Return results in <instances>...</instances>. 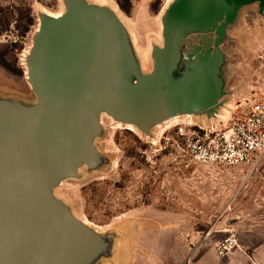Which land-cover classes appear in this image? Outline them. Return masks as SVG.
Segmentation results:
<instances>
[{
	"label": "water",
	"instance_id": "obj_1",
	"mask_svg": "<svg viewBox=\"0 0 264 264\" xmlns=\"http://www.w3.org/2000/svg\"><path fill=\"white\" fill-rule=\"evenodd\" d=\"M61 2L59 15L38 14L24 57L34 102L0 97V264H97L111 255L113 236L76 217L55 190L103 165L102 117L146 137L175 117H217L234 88L223 44L242 9L264 15V0H167L160 44L138 47L150 64L143 72L117 11L98 0ZM236 87L248 91L241 109L264 94V75ZM118 228L120 247L129 223Z\"/></svg>",
	"mask_w": 264,
	"mask_h": 264
},
{
	"label": "rangeland",
	"instance_id": "obj_2",
	"mask_svg": "<svg viewBox=\"0 0 264 264\" xmlns=\"http://www.w3.org/2000/svg\"><path fill=\"white\" fill-rule=\"evenodd\" d=\"M117 2L129 12V0ZM158 4L155 1L151 10ZM62 11L61 0H0V97L34 102L24 57L38 14ZM244 11L223 44L234 88L217 117H179L153 128L150 137L102 117L103 131L95 146L103 165L95 171L82 168L78 179L64 181L55 190L76 217L113 236L111 255L97 264H120L124 257L123 264H185L199 256L222 259L238 250L236 234L248 228L264 242V156L255 170L199 164L184 153V138L177 131L181 127L188 135L226 123L248 96L246 88L236 86L250 74L264 75V15L249 12L244 17ZM147 37L160 44L158 34ZM145 43L134 42L141 69L148 72L150 64L144 63L138 48ZM122 221L129 223L130 239L119 247L117 240L125 237L118 228ZM226 237L236 245L218 255L217 246ZM256 255L264 263V249Z\"/></svg>",
	"mask_w": 264,
	"mask_h": 264
},
{
	"label": "built area",
	"instance_id": "obj_3",
	"mask_svg": "<svg viewBox=\"0 0 264 264\" xmlns=\"http://www.w3.org/2000/svg\"><path fill=\"white\" fill-rule=\"evenodd\" d=\"M184 138L182 150L194 162L218 167H249L259 165L264 156V94L258 95L224 124L210 131H191L179 127ZM236 245L232 237L217 246L224 255Z\"/></svg>",
	"mask_w": 264,
	"mask_h": 264
},
{
	"label": "crops",
	"instance_id": "obj_4",
	"mask_svg": "<svg viewBox=\"0 0 264 264\" xmlns=\"http://www.w3.org/2000/svg\"><path fill=\"white\" fill-rule=\"evenodd\" d=\"M98 1L118 12L119 17L134 34L136 41H145L150 32L153 34L159 33V20L167 4V0H158L159 4L154 12L151 10V6L157 0H129V12H125L116 0ZM92 2H95V0H92ZM144 50L143 47L142 51L144 52ZM241 222V220H237L235 225L240 226ZM256 232L252 228L239 230L236 234L238 250H233L225 258L199 256L194 260L190 259L185 264H264L263 259H259L256 255L264 249V242L258 241Z\"/></svg>",
	"mask_w": 264,
	"mask_h": 264
},
{
	"label": "bare ground",
	"instance_id": "obj_5",
	"mask_svg": "<svg viewBox=\"0 0 264 264\" xmlns=\"http://www.w3.org/2000/svg\"><path fill=\"white\" fill-rule=\"evenodd\" d=\"M57 15H59V14H57ZM106 117V116H105ZM184 117H190V116H184ZM107 118H109V117H107ZM176 118H178V117H175V118H173V119H176ZM110 119V118H109ZM173 119H171V120H173ZM117 125H119V123H117ZM125 128H127L128 130H131V131H134L135 129L132 127V126H125Z\"/></svg>",
	"mask_w": 264,
	"mask_h": 264
},
{
	"label": "flooded vegetation",
	"instance_id": "obj_6",
	"mask_svg": "<svg viewBox=\"0 0 264 264\" xmlns=\"http://www.w3.org/2000/svg\"><path fill=\"white\" fill-rule=\"evenodd\" d=\"M117 1V0H116ZM120 5V4H119ZM121 7V6H120ZM122 8V7H121Z\"/></svg>",
	"mask_w": 264,
	"mask_h": 264
}]
</instances>
